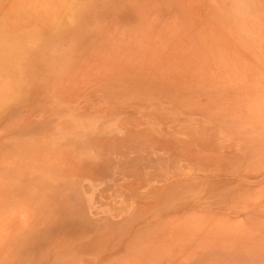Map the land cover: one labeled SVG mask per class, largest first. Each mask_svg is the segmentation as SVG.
<instances>
[{
    "label": "rangeland",
    "instance_id": "374dc122",
    "mask_svg": "<svg viewBox=\"0 0 264 264\" xmlns=\"http://www.w3.org/2000/svg\"><path fill=\"white\" fill-rule=\"evenodd\" d=\"M0 264H264V0H0Z\"/></svg>",
    "mask_w": 264,
    "mask_h": 264
}]
</instances>
